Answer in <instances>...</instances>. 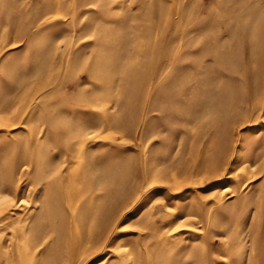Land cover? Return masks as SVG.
<instances>
[{"label": "rangeland", "instance_id": "rangeland-1", "mask_svg": "<svg viewBox=\"0 0 264 264\" xmlns=\"http://www.w3.org/2000/svg\"><path fill=\"white\" fill-rule=\"evenodd\" d=\"M0 264H264V0H0Z\"/></svg>", "mask_w": 264, "mask_h": 264}]
</instances>
